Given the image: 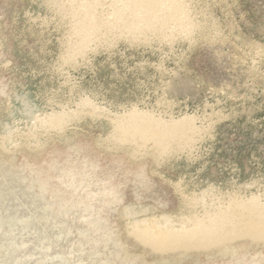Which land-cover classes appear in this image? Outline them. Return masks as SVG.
Masks as SVG:
<instances>
[{"label": "rangeland", "instance_id": "1", "mask_svg": "<svg viewBox=\"0 0 264 264\" xmlns=\"http://www.w3.org/2000/svg\"><path fill=\"white\" fill-rule=\"evenodd\" d=\"M55 2L0 0V264H264V237L160 247L131 230L264 186V0H186V33L110 34L75 58ZM132 107L193 115L196 143L118 147ZM62 110L60 128L35 121Z\"/></svg>", "mask_w": 264, "mask_h": 264}, {"label": "bare ground", "instance_id": "2", "mask_svg": "<svg viewBox=\"0 0 264 264\" xmlns=\"http://www.w3.org/2000/svg\"><path fill=\"white\" fill-rule=\"evenodd\" d=\"M55 1L58 11L66 17L69 15L68 17L71 20V23L68 21L71 24V27H68V29L72 35V39L69 40V37L67 38L70 42L69 51L67 50L68 57L75 58V56L83 54L87 47L98 41L101 37L103 38V36L110 34H113L112 36L114 37L121 36V38L122 36H128L134 40H148L149 36H157L161 40H167L181 32L186 33L190 29L189 27L193 25L189 15L191 12L188 10L186 0ZM196 25L195 27L198 26ZM62 60L64 61L65 59L63 58ZM86 99L81 102L79 101V105L81 103L82 105H91L90 108H92L94 102L92 104ZM76 107L78 109V106ZM86 108L89 109L88 107ZM67 111L62 110L37 116L35 121L42 127H54L57 129L62 126L64 120L69 116ZM114 119L116 129V134L114 135L119 140L118 147L122 144L120 143L121 141L123 143L132 142L140 147L151 142L159 152H166L175 146L189 148L194 144L201 132V126L196 123L195 117L191 114L164 118L151 113V110L149 112L138 107H132L116 115ZM157 151L155 150V152ZM188 200L190 204L193 203L190 206L192 209L189 213L177 219L169 216L142 219L131 224L133 225L132 228L130 225L131 230L160 247L180 244L187 247L199 248L225 240L234 241L236 239H257L264 237V186L249 184L244 193L233 191L226 196H206L203 193L200 196L193 195Z\"/></svg>", "mask_w": 264, "mask_h": 264}]
</instances>
